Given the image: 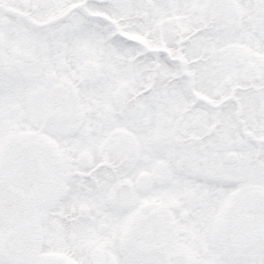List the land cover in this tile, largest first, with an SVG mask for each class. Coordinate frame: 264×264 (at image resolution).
Listing matches in <instances>:
<instances>
[{
  "label": "snow or ice",
  "instance_id": "obj_1",
  "mask_svg": "<svg viewBox=\"0 0 264 264\" xmlns=\"http://www.w3.org/2000/svg\"><path fill=\"white\" fill-rule=\"evenodd\" d=\"M0 264H264V0H0Z\"/></svg>",
  "mask_w": 264,
  "mask_h": 264
}]
</instances>
